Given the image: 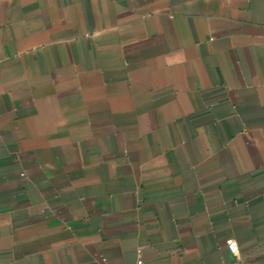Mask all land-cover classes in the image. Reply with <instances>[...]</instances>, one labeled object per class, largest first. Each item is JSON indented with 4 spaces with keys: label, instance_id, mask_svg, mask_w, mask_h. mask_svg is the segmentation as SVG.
Instances as JSON below:
<instances>
[{
    "label": "crops",
    "instance_id": "1",
    "mask_svg": "<svg viewBox=\"0 0 264 264\" xmlns=\"http://www.w3.org/2000/svg\"><path fill=\"white\" fill-rule=\"evenodd\" d=\"M138 248L264 264V0H0V264Z\"/></svg>",
    "mask_w": 264,
    "mask_h": 264
},
{
    "label": "built area",
    "instance_id": "2",
    "mask_svg": "<svg viewBox=\"0 0 264 264\" xmlns=\"http://www.w3.org/2000/svg\"><path fill=\"white\" fill-rule=\"evenodd\" d=\"M226 244H227L229 251L232 253V255H236L237 254L236 253L237 252L236 241L233 239H227ZM134 264H145L144 259H143V255H142V251L140 248H138L136 251V258H135Z\"/></svg>",
    "mask_w": 264,
    "mask_h": 264
}]
</instances>
